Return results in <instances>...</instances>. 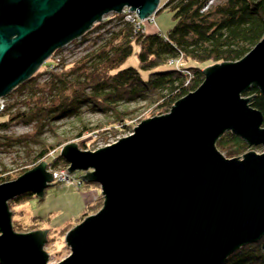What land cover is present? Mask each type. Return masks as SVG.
I'll return each instance as SVG.
<instances>
[{
  "label": "water",
  "instance_id": "95a60500",
  "mask_svg": "<svg viewBox=\"0 0 264 264\" xmlns=\"http://www.w3.org/2000/svg\"><path fill=\"white\" fill-rule=\"evenodd\" d=\"M159 0H0V99L68 43L127 8L146 21ZM194 91L169 113L94 152L71 143L67 172L98 184L102 208L65 235L57 264H223L264 234V151L225 158L216 141L230 131L264 148L263 118L241 94L264 96V38L245 57L203 70ZM40 162L0 184V264H48L46 231L16 233L8 203L42 198L54 180ZM92 171V172H88Z\"/></svg>",
  "mask_w": 264,
  "mask_h": 264
},
{
  "label": "trees",
  "instance_id": "16d2710c",
  "mask_svg": "<svg viewBox=\"0 0 264 264\" xmlns=\"http://www.w3.org/2000/svg\"><path fill=\"white\" fill-rule=\"evenodd\" d=\"M207 1H169L163 9L171 12L173 26L166 34L147 30L144 33L137 32L134 25L124 21L121 14L105 16L107 19L104 17L103 21L95 23L79 38V41L84 40L87 34L101 31L107 35L106 38L98 35L100 45L96 44L97 47L87 56L70 66L63 65L56 73L48 72V68L41 66L4 98H10L15 92L28 90L30 103L27 104L25 100L22 102L26 107L23 111L19 109L13 112L14 105L5 107L0 114V130L6 131L12 124L22 123L33 125L35 134L0 136V141L6 140L7 145L13 146L32 137L37 139L44 133L43 130H52L53 123L78 116L83 107L92 113L109 116L111 122L108 125L116 134L130 132L129 120H132L134 112L129 109L119 110L121 105L143 102L149 106L147 113L151 117L169 113L178 100L194 92L203 82V69L198 64L237 62L264 38V0H220L218 4L202 12ZM61 49L56 50L53 55ZM132 54L137 56L139 69L149 72L146 79L142 78L138 69L123 67ZM169 61H178L180 66L175 68L168 65ZM160 67L166 69L153 71ZM47 72L48 80L40 86L38 81ZM241 96L247 98L249 105L261 113L264 127V96L259 89L250 85ZM84 143L82 142L83 146ZM2 145L4 144L1 143L0 147ZM40 145L41 148L30 160L33 165L45 160L55 150L54 146H47L43 141ZM215 145L229 158L240 156L250 148L244 140L230 131L221 135ZM47 163L52 169L59 164L67 166L58 154ZM24 172L27 171L22 173ZM20 174H14L9 179L1 176L0 184L11 181ZM77 187L80 188V185ZM34 197L30 193L24 194L8 205ZM96 205H102V202L87 208ZM223 264H264V234L256 242L239 247Z\"/></svg>",
  "mask_w": 264,
  "mask_h": 264
},
{
  "label": "rangeland",
  "instance_id": "374dc122",
  "mask_svg": "<svg viewBox=\"0 0 264 264\" xmlns=\"http://www.w3.org/2000/svg\"><path fill=\"white\" fill-rule=\"evenodd\" d=\"M164 4L165 2L163 1L161 6ZM110 15L111 14L107 16L110 17ZM154 21L156 26L149 24L147 21H143V27H145L148 32L158 31L161 34H166L173 26L172 14L167 9H162L155 14ZM109 27H111V25ZM98 35L102 36L101 38H106L107 36L103 31L90 35L87 34L84 40H76L70 43L66 48L61 49L59 53L50 57L43 64L44 66L42 65L43 68H48V72L56 73L60 71L63 65L70 66L79 61L94 50L97 47L96 44L100 45L101 42L100 40L98 41V38H100ZM52 63L53 65L50 66ZM198 65L204 70L214 64L206 63ZM123 67L138 69L144 79L147 78V74L149 73L139 69V61L135 54H132L125 61ZM161 69L165 70L166 68L160 67L153 71H160ZM48 72L44 73L39 79L38 84L40 86L48 80ZM24 100L27 104L30 103L28 101V90L15 92L10 98L4 99L3 110L0 114L4 111L5 107L9 105H14L12 109L13 112L19 109H21L20 111L26 110V107L22 105ZM148 107L149 106H146L143 102L125 104L119 107V110H134L131 115L132 120H129L131 127L128 133H114V130L110 129V125H108L111 122L109 116L92 113L83 107L78 116L65 118L53 123L52 130H43L44 133L38 136L37 139L32 137L21 141V143L14 144L13 146L7 145L8 142L6 140H1L0 142L4 145L0 147V177L4 176L9 179L10 176L20 173L21 176L23 175V171H29L37 166L40 161L33 165V162H30V160L41 148V141L47 146L50 145L55 148L47 157L45 156V160H41L46 164L57 154L59 155L63 146L71 143L77 144L80 150L89 152H94L106 146H110L118 140L133 134V129L139 123L152 118L151 115L147 113V111H149ZM32 134H35L34 126L24 125L22 123H14L6 131L0 130V136L6 137H19ZM82 142H85L84 146ZM218 151L225 158H229L224 151L219 149ZM263 151L264 148L258 146L250 147L245 153L254 152L256 154H261ZM244 154L235 156L234 158L241 159ZM46 169L47 172H50L54 176V180L50 186L45 189L42 198H29L19 203H10L8 206L12 214L11 224L14 232L29 233L48 230L46 236L47 241L43 250L48 255V264H57L70 254V249L65 243V235L85 218L95 215L102 208L104 199L98 184H88V182H83V180L79 178L85 176L86 172L77 171L69 173L67 172L68 164L67 166L59 164L55 169L49 168L47 165ZM18 177L11 179V181ZM80 181H82L80 188H76ZM98 202H102V205L87 208ZM82 218L84 219L81 221ZM35 219L36 221H34ZM24 228L25 230H29V232H25Z\"/></svg>",
  "mask_w": 264,
  "mask_h": 264
},
{
  "label": "built area",
  "instance_id": "2783aa9c",
  "mask_svg": "<svg viewBox=\"0 0 264 264\" xmlns=\"http://www.w3.org/2000/svg\"><path fill=\"white\" fill-rule=\"evenodd\" d=\"M163 1L165 2V4L163 6H161V3ZM169 1H171V0H159V5H158V8L156 9V12L151 17H149L146 21L149 24L156 26L155 21H154L155 14H157L159 11H161L163 9V7ZM219 2H220V0H208L206 2V4L204 5V7L202 8V12H206L207 10H209L210 8H212L214 5L218 4ZM120 14L124 16V18H123L124 21L132 23L134 25L135 30L137 32H140V33L146 32V29L142 26L143 25L142 24L143 21H140L138 19L137 15L134 12H130L127 8H125V9L122 10V12ZM104 19L105 18L103 17L101 19V21H103ZM78 40H79V38H78ZM69 44L70 43H68L65 46H63L62 49L66 48ZM168 65H171V66H174L175 68H178L180 66V63H178V61H174V62L173 61H169ZM3 105H4V99H0V112L3 110ZM81 182L82 181H80L79 185L81 184Z\"/></svg>",
  "mask_w": 264,
  "mask_h": 264
}]
</instances>
